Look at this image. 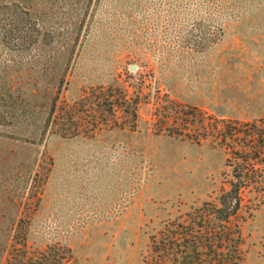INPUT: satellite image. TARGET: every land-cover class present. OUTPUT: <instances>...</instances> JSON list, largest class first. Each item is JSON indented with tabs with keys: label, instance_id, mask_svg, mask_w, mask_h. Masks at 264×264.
<instances>
[{
	"label": "rangeland",
	"instance_id": "obj_1",
	"mask_svg": "<svg viewBox=\"0 0 264 264\" xmlns=\"http://www.w3.org/2000/svg\"><path fill=\"white\" fill-rule=\"evenodd\" d=\"M0 8V264L60 255L67 264H154L150 236L212 199L227 168L208 136L191 140L194 126L173 135L153 122L174 103L217 118L264 116V0ZM109 83L137 99L133 130L92 127L95 105L78 103ZM241 215L240 264H264V199Z\"/></svg>",
	"mask_w": 264,
	"mask_h": 264
},
{
	"label": "trees",
	"instance_id": "obj_2",
	"mask_svg": "<svg viewBox=\"0 0 264 264\" xmlns=\"http://www.w3.org/2000/svg\"><path fill=\"white\" fill-rule=\"evenodd\" d=\"M13 20L21 25H29L28 21H31L17 14ZM3 21L0 16V23ZM84 100H91L94 110L97 109L96 114H91L92 127L101 121L106 127L126 126L130 130L135 127L138 101L131 99L119 84L95 87L88 95L79 98L78 103L84 105ZM52 111L53 108L50 115ZM101 111L108 115L104 122ZM63 112L65 121L76 122L68 107H63ZM192 126L196 130L192 141L198 142V137L208 136L222 148L227 168L223 172V185L212 199L201 202L182 217L165 222L156 234L150 236L154 264H240V225L244 220L241 210L247 205L250 208L258 195L264 199V116L244 121L217 118L195 106L174 103L167 110L159 111L153 122L156 133L163 130L173 135H186ZM59 259L57 262L47 257L37 264H67L64 255ZM36 262V259L29 258L25 264Z\"/></svg>",
	"mask_w": 264,
	"mask_h": 264
}]
</instances>
